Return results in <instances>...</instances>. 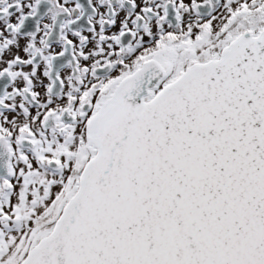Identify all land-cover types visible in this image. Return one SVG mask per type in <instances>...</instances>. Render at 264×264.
Here are the masks:
<instances>
[{"label": "snow or ice", "instance_id": "obj_1", "mask_svg": "<svg viewBox=\"0 0 264 264\" xmlns=\"http://www.w3.org/2000/svg\"><path fill=\"white\" fill-rule=\"evenodd\" d=\"M0 264H264V0H0Z\"/></svg>", "mask_w": 264, "mask_h": 264}, {"label": "flooded vegetation", "instance_id": "obj_2", "mask_svg": "<svg viewBox=\"0 0 264 264\" xmlns=\"http://www.w3.org/2000/svg\"><path fill=\"white\" fill-rule=\"evenodd\" d=\"M82 2H85V3H86V2H87V0H82Z\"/></svg>", "mask_w": 264, "mask_h": 264}]
</instances>
